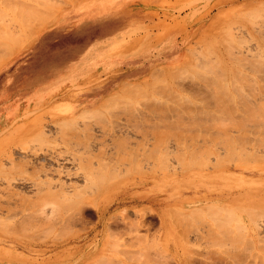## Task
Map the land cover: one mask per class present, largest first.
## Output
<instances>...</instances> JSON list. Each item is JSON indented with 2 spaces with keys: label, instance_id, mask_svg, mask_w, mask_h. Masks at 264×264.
<instances>
[{
  "label": "rangeland",
  "instance_id": "rangeland-1",
  "mask_svg": "<svg viewBox=\"0 0 264 264\" xmlns=\"http://www.w3.org/2000/svg\"><path fill=\"white\" fill-rule=\"evenodd\" d=\"M13 1L0 264H264V0Z\"/></svg>",
  "mask_w": 264,
  "mask_h": 264
},
{
  "label": "bare ground",
  "instance_id": "bare-ground-1",
  "mask_svg": "<svg viewBox=\"0 0 264 264\" xmlns=\"http://www.w3.org/2000/svg\"><path fill=\"white\" fill-rule=\"evenodd\" d=\"M1 1H2V3H4L3 5H7V4H5V2L7 3L8 0H7V1L4 0L5 2H3V0H1ZM12 1H13V0H12ZM14 1H15V0H14ZM14 1H13V2H14ZM16 1H18V0H16ZM16 1H15V2H16ZM32 1H33V3L35 2V4H36L37 2H39V0H38V1H37V0H32ZM40 1H42V0H40ZM47 1H49V2L47 3ZM50 1H51V0H45L44 2H46V4L49 5V6H51V5L55 6V3L58 2V0H56L57 2H55V0H53L54 2L51 1L52 3H51ZM59 1H60V0H59ZM9 2H11V1H9ZM13 2H12V3H13ZM18 2H21V1H18ZM18 2H17V3H18ZM26 2H27V1H26ZM30 2H31V0H30ZM22 3H23V2H22ZM24 3H25V1H24ZM24 3H23V4H20L19 7H23V5L26 6V5H28V4L33 5V8L36 7V5L33 4V3H28V2H27L28 4H26V5H25ZM49 3H50V4H49ZM53 3H54V4H53ZM59 3H60V2H59ZM59 3H57V4H59ZM13 4H14V3H13ZM37 4L39 5V7H43L45 3H41V4H43V6H41L39 3H37ZM46 4H45V6H46ZM57 4H56V5H57ZM0 5H1V4H0ZM45 6H44V8H45ZM7 7L9 8L8 11H9V10L11 11L10 6L7 5ZM39 7H36V8H35L36 10L33 9V11H31V12H27V13H26V11L24 12V15L27 14V15H26V17H27V18H26V21H27L28 19L30 20V18H29L30 16H29V15H31L32 12H33V13H32L31 19L34 20V21H35V20H36L41 14H42V15H41L40 17H44V16L46 15L45 12H49V13H47L48 16L53 15V12H50V11H48V10L46 11V10H44V8H43L42 10H40L41 8H39ZM51 7H52V6H51ZM38 8H39V10H38ZM57 8H58V7H57ZM0 9H1V7H0ZM2 9H3V6H2ZM6 9H7V8H6ZM47 9H48V8H47ZM50 9H51V8H50ZM14 10H15V11H16V10L18 11V10H20V9H14ZM14 10H13V12H15ZM37 10H38V11H37ZM51 10H52V9H51ZM57 10H58V9H57ZM57 10H56V8H55V11H57ZM1 11L4 13L3 10H1ZM20 11L22 12V10H20ZM36 11L38 12V13H37V17H36V15L34 14V12H36ZM39 11H41L42 13L40 12V14H39ZM43 11H44V12H43ZM11 12H12V11H11ZM18 12H19V11H18ZM18 12H17V13H18ZM0 13H1V12H0ZM28 13H29V15H28ZM7 14H8V13H7ZM15 14H16V12H15ZM38 14H39V15H38ZM49 14H50V15H49ZM13 15H14V14H13ZM16 15H18V14H16ZM21 15H22V14H21ZM5 16H6V13H5ZM19 16H20V15H19ZM34 16H35L36 18H35ZM20 17H21V16H20ZM23 17H24V16H23ZM46 17H47V16H46ZM46 17H45V18H46ZM4 18H5V17H4ZM4 18H2V19H4ZM15 18L19 19L18 16L15 17ZM34 18H35V19H34ZM48 18H49V17H48ZM48 18H47V19H48ZM39 19H40V18H39ZM41 19H43V18H41ZM49 19H50V18H49ZM5 20H6V18H5ZM29 20H28V24H29ZM32 20H30V21H32ZM0 21H1V18H0ZM13 21H14V19H13ZM20 21H21V20H20ZM34 21H33V22H34ZM1 22L3 23V24L0 23L1 25H5V24H4L5 22H3V21H1ZM18 22H19V21H18ZM33 22H30V23H33ZM14 23H15V22H14ZM14 23H12V24H14ZM23 23H27V22H22V25H23ZM28 24H26V26H24V27H26V29L29 30L30 28H29ZM1 25H0V27H1V29H3ZM6 25H7V24H6ZM27 26H28V27H27ZM15 27H18V26L16 25V26H14L13 28H15ZM21 27H22V26H20L19 30L21 29ZM6 28H7V29H6ZM6 28H5V29L8 30V25H7ZM13 28H11V30L9 29L8 33H7V32L3 33V35H5V34L7 33V34L9 35V37H8V36H5V40H6V38H7V41L9 40L11 43H14V44H15V43L17 42V40H19V39L15 40V39H16V36H17V35H18V36H22V35L19 33V30L16 28L18 32L15 31V33H16V36H15V33L13 32V31H14ZM12 29H13V31H12ZM22 29H24V28H22ZM22 29H21V31L24 32V34H25V33H26L25 31H27V30H24V31H23ZM3 30H4V29H3ZM10 31H11V32H10ZM21 31H20V32H21ZM11 33H13V35L10 37ZM14 36H15V37H14ZM18 36H17V38H18ZM12 37H13L14 39H13ZM11 38H12V39H11ZM19 38H22V37H19ZM13 40H15L16 42H13ZM20 40H21V39H20ZM9 41H8V42H9ZM1 42H2V41H1ZM4 43H5V42H4ZM17 43H19V41H18ZM17 43H16V44H17ZM0 44L3 45V42L0 43ZM16 44H15V45H16ZM9 46H10V45H9ZM11 150H12V149H11ZM51 152H52V151H51ZM51 152H46V153H44L43 156H42L43 158L40 156L41 159H43L44 161H48V162H49V161H53V162H55V164H56V163H57V164H58V163H62V164H63V163L70 162V161H69V158L61 159V158L57 157L56 154L54 155V154L51 153ZM35 155H36V154H35ZM34 157H35V156H34ZM37 157H38V156H37ZM35 158H36V157H35ZM251 159H252V158H250V160H251ZM255 159H256V158H255ZM70 160H71V159H70ZM71 161H72V160H71ZM246 161H248V160L246 159ZM256 161H257V159H256ZM73 162H74V161H73ZM186 162H187V161H186ZM191 162H192V164L197 163V162H193V161H191ZM250 162H251V161H250ZM254 162H255V161H254ZM184 163H185V162H184ZM184 163H183V164H184ZM198 163H199V162H198ZM67 164H68V163H67ZM183 164H182V165H183ZM58 165H59V164H58ZM180 165H181V164H180ZM59 166H60V165H59ZM184 166H186V165H184ZM195 166H196V165H195ZM198 166H199V164H198ZM198 166H196V167H198ZM60 168H61V166H60ZM184 168H185V167H184ZM193 168H194V165H193ZM63 169H64V168H63ZM63 169H62V170H63ZM175 169H176V168H175ZM64 172H65L67 175H69V174L71 173V172H70V173L68 174L69 171L66 172L65 170H64ZM62 174H63V173H62ZM66 174H64V175H66ZM67 175H66V177H67ZM70 175H71V174H70ZM24 186H25V185H24ZM257 225H258V224H257Z\"/></svg>",
  "mask_w": 264,
  "mask_h": 264
},
{
  "label": "crops",
  "instance_id": "crops-1",
  "mask_svg": "<svg viewBox=\"0 0 264 264\" xmlns=\"http://www.w3.org/2000/svg\"><path fill=\"white\" fill-rule=\"evenodd\" d=\"M19 106H20V103H19ZM19 106H18V107H19ZM18 107H17V108H18ZM12 109H16V108L13 107ZM0 118H1V117H0ZM0 121H3V119H0Z\"/></svg>",
  "mask_w": 264,
  "mask_h": 264
}]
</instances>
